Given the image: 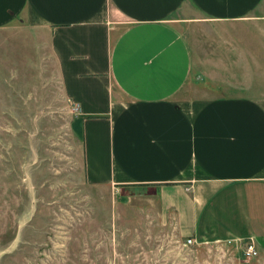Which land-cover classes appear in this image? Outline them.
<instances>
[{
    "label": "crops",
    "instance_id": "crops-1",
    "mask_svg": "<svg viewBox=\"0 0 264 264\" xmlns=\"http://www.w3.org/2000/svg\"><path fill=\"white\" fill-rule=\"evenodd\" d=\"M188 5L209 21L264 16V0H0V28L50 30L87 183L154 190L182 237L263 255L264 99L194 92L174 18Z\"/></svg>",
    "mask_w": 264,
    "mask_h": 264
},
{
    "label": "rangeland",
    "instance_id": "rangeland-1",
    "mask_svg": "<svg viewBox=\"0 0 264 264\" xmlns=\"http://www.w3.org/2000/svg\"><path fill=\"white\" fill-rule=\"evenodd\" d=\"M174 18L194 92L264 99V16ZM50 38L27 20L0 28V264H264L246 243L185 246L154 190L87 183Z\"/></svg>",
    "mask_w": 264,
    "mask_h": 264
},
{
    "label": "built area",
    "instance_id": "built-area-1",
    "mask_svg": "<svg viewBox=\"0 0 264 264\" xmlns=\"http://www.w3.org/2000/svg\"><path fill=\"white\" fill-rule=\"evenodd\" d=\"M77 110H78L77 106H74L72 108L73 112H76ZM195 243H196L195 239L188 238V239H186V242L184 243V245L190 246V244H195ZM242 252H243V256H244L245 260H247V261L249 259H252V258H255L258 256V252H257L255 244L252 240H249L248 243L246 242V245L244 246Z\"/></svg>",
    "mask_w": 264,
    "mask_h": 264
}]
</instances>
